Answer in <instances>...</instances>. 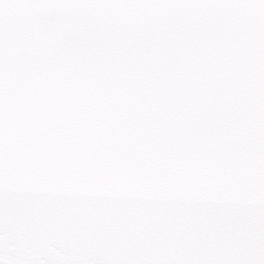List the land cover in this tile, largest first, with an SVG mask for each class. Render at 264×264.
<instances>
[{
    "label": "snow or ice",
    "instance_id": "1",
    "mask_svg": "<svg viewBox=\"0 0 264 264\" xmlns=\"http://www.w3.org/2000/svg\"><path fill=\"white\" fill-rule=\"evenodd\" d=\"M0 264H264V0H0Z\"/></svg>",
    "mask_w": 264,
    "mask_h": 264
}]
</instances>
